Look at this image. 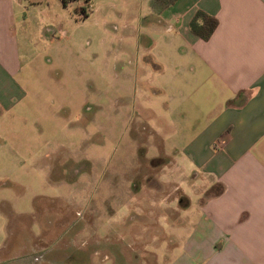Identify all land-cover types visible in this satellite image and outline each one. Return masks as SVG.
I'll use <instances>...</instances> for the list:
<instances>
[{
  "label": "rangeland",
  "instance_id": "374dc122",
  "mask_svg": "<svg viewBox=\"0 0 264 264\" xmlns=\"http://www.w3.org/2000/svg\"><path fill=\"white\" fill-rule=\"evenodd\" d=\"M78 2L57 20L67 39L41 40L20 78L26 96L0 123V159L8 166L0 163V264H172L186 253L188 230L173 224L193 220L196 188L162 155H171L178 134L162 133L151 119L155 133L140 128L148 120L138 110L170 120L176 113L167 97L144 101L143 93L135 111L131 70L115 71L113 25L128 8L123 0H92L94 13L76 23ZM39 12L47 25L56 21L51 9ZM172 183L192 199L189 210H177Z\"/></svg>",
  "mask_w": 264,
  "mask_h": 264
},
{
  "label": "crops",
  "instance_id": "0c3cea01",
  "mask_svg": "<svg viewBox=\"0 0 264 264\" xmlns=\"http://www.w3.org/2000/svg\"><path fill=\"white\" fill-rule=\"evenodd\" d=\"M70 1L0 0V123L26 96L20 78L39 57L41 40L67 39L57 20L67 17ZM81 5L71 12L75 22ZM123 6L113 25L119 33L115 71L131 70L135 111L138 93L144 101L148 95L170 100L176 120L140 106L138 114L148 121L138 125L155 133L151 119L162 133L178 134L171 155H162L184 171L189 189L196 188L193 220L185 216L173 224L188 230L186 253L172 264H264V0H177L160 12L152 0H123ZM40 9H51L56 21L47 25ZM198 12L218 21L208 41L190 30ZM93 13L91 6L88 18ZM189 133L195 135L185 142ZM0 163L7 171V160ZM170 185L176 186L177 210H189V195Z\"/></svg>",
  "mask_w": 264,
  "mask_h": 264
},
{
  "label": "trees",
  "instance_id": "16d2710c",
  "mask_svg": "<svg viewBox=\"0 0 264 264\" xmlns=\"http://www.w3.org/2000/svg\"><path fill=\"white\" fill-rule=\"evenodd\" d=\"M91 0H85V7L75 10L76 20L82 22L86 20L91 13ZM177 0H152L153 9L160 12L168 6L174 4ZM218 27L216 18L204 13L198 12L190 24V30L197 38L208 41Z\"/></svg>",
  "mask_w": 264,
  "mask_h": 264
},
{
  "label": "built area",
  "instance_id": "2783aa9c",
  "mask_svg": "<svg viewBox=\"0 0 264 264\" xmlns=\"http://www.w3.org/2000/svg\"><path fill=\"white\" fill-rule=\"evenodd\" d=\"M81 7H85V0H81Z\"/></svg>",
  "mask_w": 264,
  "mask_h": 264
}]
</instances>
